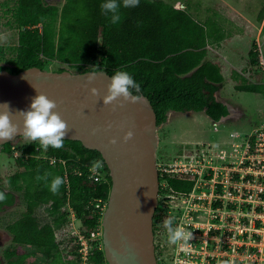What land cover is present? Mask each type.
<instances>
[{
    "label": "trees",
    "instance_id": "1",
    "mask_svg": "<svg viewBox=\"0 0 264 264\" xmlns=\"http://www.w3.org/2000/svg\"><path fill=\"white\" fill-rule=\"evenodd\" d=\"M103 2L65 0L59 5L49 0H16L9 23L18 29V43L11 47L15 52L11 57L6 58L4 49H0V60L7 61L0 63V70L19 72L30 66L48 69L57 61L64 66L55 70L104 69L111 75L116 70L127 71L140 83L141 93L151 99L159 125L168 120L171 111H205L214 121L230 113L228 105L216 95L224 83L222 67L208 58L209 46L224 38L217 18L201 21L186 6L165 0H139L136 7H122L121 22L113 25L101 10ZM263 18L264 7L259 20ZM254 47L250 61L257 63ZM238 88L259 90L256 84ZM1 152L14 155L19 168L8 176V183H0V191L7 196L0 202V213L16 202L19 191H24L27 205L7 225L13 235L12 245L4 251L7 264H33L27 261L34 254L27 248L30 246L46 256V264H81L78 236L72 234L65 241L59 238L57 229L71 222L72 211L82 222L86 236L103 227V211L96 208L95 202L101 197L108 203L112 178L101 152L69 138H65L61 149L50 146L43 150L38 141L17 146L9 141ZM167 155L164 152L160 158L159 150L158 163ZM47 156H54L55 163ZM96 159L104 160V176L90 179L91 163ZM38 173H48L49 181L56 175L63 178L58 194L54 195L44 181H37ZM160 181V204L154 216L156 238L164 227L160 222L167 216L160 211L166 202L163 193L173 188L187 194L194 189L196 178L160 170ZM40 206L53 215L52 221H40ZM89 264H109L103 241H91Z\"/></svg>",
    "mask_w": 264,
    "mask_h": 264
},
{
    "label": "water",
    "instance_id": "2",
    "mask_svg": "<svg viewBox=\"0 0 264 264\" xmlns=\"http://www.w3.org/2000/svg\"><path fill=\"white\" fill-rule=\"evenodd\" d=\"M94 70L100 74L89 82L86 75L90 70H53L39 66L19 72L1 69L0 104L8 103L13 122L22 126L23 118L15 111L28 109L37 91L56 101L54 111L69 128L65 138L81 140L86 147L99 150L110 170L112 186L102 218L108 263L159 264L154 216L161 190L157 161L160 125L155 107L144 93L140 103L103 104L111 74L104 69ZM93 87L98 95L92 94ZM224 102L230 113L223 119L233 112V105ZM129 130L133 136L125 141ZM20 136L17 133L12 139L0 140V152L6 142ZM113 137L115 144L110 142Z\"/></svg>",
    "mask_w": 264,
    "mask_h": 264
},
{
    "label": "rangeland",
    "instance_id": "3",
    "mask_svg": "<svg viewBox=\"0 0 264 264\" xmlns=\"http://www.w3.org/2000/svg\"><path fill=\"white\" fill-rule=\"evenodd\" d=\"M49 1L62 5L65 0ZM165 1L174 3L176 6L188 7V10L198 20L206 21L207 18H217L220 21L223 26V30L220 31L223 32L224 38L217 45L210 46L212 48L208 55L212 56L211 59L216 58L214 60L222 64L224 83L221 87V95L246 107L245 117L227 122L220 120L217 126L213 118L205 111L171 112L168 120L160 124L158 130L160 135L158 147L160 158L163 157L164 152L168 154L166 159H161L160 162L169 164L176 159L172 160V155L184 156L192 148L198 145L200 147L205 144L208 145L209 142L212 143V147L217 152L220 144L234 138V132H239L244 137L264 121V24H262L263 20H259V13L264 7V0ZM15 4L16 0H0V35L6 37V40L0 41V49H4L6 58L14 55L15 52L11 47L18 43V29L9 23L13 20L11 8ZM254 44H256L255 47ZM253 47L257 53V63L250 61V51ZM5 62H7L6 59L0 60V63ZM61 65L63 64L55 61L49 64L48 69L55 70ZM69 69L75 71L74 68L70 67ZM246 84H256L259 90L249 91L238 88ZM13 142L17 146L27 141L21 136ZM18 168L14 155L0 152V183H8V176ZM205 174L206 171H203L201 177ZM17 195L16 202L0 213V258L3 264H7L4 251L13 242V235L8 230L7 225L16 220L27 207L24 191H19ZM164 196L163 193L162 197ZM164 199H166V202L162 205L160 211L167 213L165 218L174 217L176 222L187 220L186 215L188 212L186 211L185 214V208L190 198L184 200L183 198L168 196ZM37 215L42 223L53 220V215L44 206L38 208ZM192 215L202 221L204 218L209 217L210 213L205 209H201L191 212L190 216ZM70 217L71 222L64 226V229H57L59 238L62 240L65 238V241L67 236L81 230L82 222L73 211ZM160 224L163 225V221ZM81 232L84 233L82 230ZM159 233V237L156 238L155 236V241L156 245L159 244L156 248L160 257V264H173L176 245L168 243L164 227ZM95 239L103 241V227L90 242ZM27 248L34 252L27 260L29 263L46 264L47 258L41 251L36 250L33 246Z\"/></svg>",
    "mask_w": 264,
    "mask_h": 264
},
{
    "label": "built area",
    "instance_id": "4",
    "mask_svg": "<svg viewBox=\"0 0 264 264\" xmlns=\"http://www.w3.org/2000/svg\"><path fill=\"white\" fill-rule=\"evenodd\" d=\"M47 158L51 163L56 161L54 156ZM162 163H158L159 171L195 177L196 182L206 171L200 183L209 188V195L201 197L171 188L164 192V198H190L189 203L195 204V199L207 197L211 205L206 225L190 216L195 208L186 206L187 220L177 223L193 232V238L184 249L176 245L173 264H264V122L241 140L221 145L217 152L212 144L198 145L173 162ZM96 176H104L102 169ZM107 204L101 197L95 202L103 212ZM98 233L94 231L90 237L81 230L75 233L81 264H89L90 240Z\"/></svg>",
    "mask_w": 264,
    "mask_h": 264
},
{
    "label": "clouds",
    "instance_id": "5",
    "mask_svg": "<svg viewBox=\"0 0 264 264\" xmlns=\"http://www.w3.org/2000/svg\"><path fill=\"white\" fill-rule=\"evenodd\" d=\"M139 0H104L100 5L103 14L109 17V22L113 25L121 22V8H133L138 6ZM6 40V37L0 35V41ZM97 74L96 70H90L86 75V79L91 82ZM93 95H98V90L91 88ZM135 93V94H134ZM141 93V85L127 71L116 70L110 76V82L107 85V93L102 97L103 104H112L114 101L141 102L143 100ZM122 98V101H121ZM57 108L56 101L47 97L44 93L38 92L32 98L30 107L25 110L15 111L23 118L22 126L14 123L10 113L12 109L8 103L0 104V140L12 139L17 133L29 142L38 141L43 150H47L50 146L53 149H61L64 146L65 136L69 128L67 122L62 119L61 115L54 111ZM133 132L127 131L124 140L131 139ZM115 144L116 138L110 140ZM104 168V160H93L90 172L93 177L98 179L96 174ZM37 181H44L49 190L55 195L58 194L64 180L61 176L56 175L49 181V174H37ZM7 199L6 194L0 191V202ZM163 226L166 229L167 240L171 245H178L184 249L189 241L193 238V232L188 231L187 227L175 221L174 217H167L163 220Z\"/></svg>",
    "mask_w": 264,
    "mask_h": 264
},
{
    "label": "crops",
    "instance_id": "6",
    "mask_svg": "<svg viewBox=\"0 0 264 264\" xmlns=\"http://www.w3.org/2000/svg\"><path fill=\"white\" fill-rule=\"evenodd\" d=\"M262 20H263L262 24H264V18ZM261 27H262V25H261ZM209 48L211 49L212 47L209 46ZM211 57L212 56L208 55V58H211ZM212 59H216V58L213 57ZM220 65L222 67L221 63H220ZM222 86H223V84L220 86V88L217 91L216 95L218 96L219 99H221L223 101L225 100V101L231 103L233 105V112L230 114L229 117L224 118V119L222 118L221 121L227 122V121H232V120H238V119H241V118L245 117L246 116V107L243 104L239 103V102L233 101L230 98H227V97H224L223 95H221V87ZM171 112H173V111H171ZM171 112L169 113V115L171 114ZM214 122H215V125L217 126L218 121H214ZM262 123H260L258 126H256L255 129L260 127ZM253 131H251V132H253ZM233 136H234L233 139H231L230 141H227L224 144H233L235 141L241 140V138L243 137L239 132H236V133L234 132ZM209 144H212V143L209 142ZM224 144H220L219 147L221 145H224ZM202 180H203V177H200L198 182L195 183L194 189L192 190V195L193 196H200L201 197V196H208L209 195V188L207 186L205 187V185L203 183H200ZM195 202H196L195 204H192V203H189V201H188V206L189 205L192 206L193 208L196 209V211L201 210V209H205V210L210 212L211 205H210V202H209V198H207V197H203L202 199L197 198V199H195ZM194 220L199 222V223H201V224H205L206 225L207 221L209 220V217H207L206 219L204 218L202 221H200L199 219H196L195 215H194ZM215 220H217V219H215ZM208 233L209 232L207 231L206 236H209Z\"/></svg>",
    "mask_w": 264,
    "mask_h": 264
},
{
    "label": "flooded vegetation",
    "instance_id": "7",
    "mask_svg": "<svg viewBox=\"0 0 264 264\" xmlns=\"http://www.w3.org/2000/svg\"><path fill=\"white\" fill-rule=\"evenodd\" d=\"M21 137V136H20ZM157 249V248H156ZM157 257H158V262L160 264V257H159V254H158V250H157Z\"/></svg>",
    "mask_w": 264,
    "mask_h": 264
}]
</instances>
